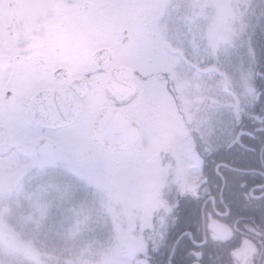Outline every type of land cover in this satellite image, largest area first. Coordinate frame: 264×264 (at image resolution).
I'll return each instance as SVG.
<instances>
[{
    "label": "rangeland",
    "instance_id": "1",
    "mask_svg": "<svg viewBox=\"0 0 264 264\" xmlns=\"http://www.w3.org/2000/svg\"><path fill=\"white\" fill-rule=\"evenodd\" d=\"M221 1L0 0V264H51L59 257L68 264H136L140 245L148 241L156 245L161 238L162 219L152 226L151 214L156 204L154 194L160 184L168 185L165 166L155 157L160 139L153 129V134L142 135L135 149L104 151L90 137L88 121L84 120L58 136V148L51 156L39 157L35 144L40 133L23 122L21 113L23 123L18 125L15 108L4 99V104L1 102L13 63L3 64L9 54L25 44L40 46L38 40L51 29L53 48L60 46L64 58L80 53L78 66L92 67L89 55L99 47L111 48L116 61L133 68L150 71L156 65L176 66L183 72L182 81L191 95L187 100L196 103L199 110L208 82L220 83L214 73L201 74L209 60L226 70L229 86L242 98L249 95L242 86L246 83L241 84L236 75L241 66L235 60L241 59L234 53L237 40L234 42L231 22L225 35L220 29L215 31ZM58 19H64L60 27L55 26ZM125 29L130 35L127 42H123ZM34 52L42 55L43 50L30 48L28 54ZM223 53L226 69L221 67ZM248 76L253 77L252 70ZM183 82L180 78V87ZM101 101L99 95L88 104L95 107ZM217 104L213 89L215 111ZM233 106L228 95V136L234 121ZM198 112L200 124L203 113ZM211 120L208 132L212 133L217 119ZM166 141L180 149L191 145L181 142L179 136ZM77 191L89 195L90 201L71 204L56 217L60 209L55 213L59 207L56 200Z\"/></svg>",
    "mask_w": 264,
    "mask_h": 264
},
{
    "label": "flooded vegetation",
    "instance_id": "2",
    "mask_svg": "<svg viewBox=\"0 0 264 264\" xmlns=\"http://www.w3.org/2000/svg\"><path fill=\"white\" fill-rule=\"evenodd\" d=\"M214 21L215 31L220 29L224 35L228 21L232 24L234 42L237 40L234 53H239L240 56L235 55L241 59L236 61V64L241 66L236 75L241 84L246 83L242 86L249 91V95L242 98L236 88L229 86L226 70L217 68L209 60L201 74L205 76L214 73L220 83L218 86L217 82H208L207 93L199 102V110L196 109V103L192 105L187 100L191 95L182 81L183 72L176 70V66L156 65L150 71L132 67L137 88L133 94L127 95L132 89V74L119 67H131L129 64L116 61L113 52L108 66L99 67L95 65L93 51L88 58L92 67L85 68L83 64L78 66L80 53H73L71 57L64 58L60 53V46L53 48L51 38L54 33L51 29H48L49 32L47 30L48 34L44 39L38 40L40 46H18V50L9 54L5 63L2 62L9 65L10 61H13L2 90V104L4 100L10 102L16 110L18 125L23 122L33 125L40 133L39 139L50 137L57 142V148L58 136L71 132L84 120L88 121L90 134L92 122L103 107H120L130 118L138 121L139 140L127 151L137 148L144 133L148 135L155 131L158 134L159 150L155 152V157L165 166L164 180L168 185L160 184L154 194L156 204L151 214V225L157 224L156 220L161 218L162 235L156 245L150 241L140 245L135 254L136 264H140L142 257L149 259L152 264H173L175 246L186 234L189 235L192 247L184 248L188 250L180 254L181 256L191 255L192 258L204 244L211 249V243H225L226 247L231 248L233 256V261L229 264H236V248L243 241H248L254 246V263L264 264V224L259 223L260 214L256 211L250 214L241 210L231 213L234 209L230 208L227 200L231 192L227 191V195L224 193L227 182H241V192L246 199L264 198V0H222ZM63 24L64 19H58L55 26L60 27ZM124 31L128 41L129 31ZM30 48L42 49L44 58L41 54H35L37 51L34 55L28 54ZM222 56L224 62L221 67L226 69V54L223 53ZM248 69L253 72L252 78L248 76ZM108 74L112 76V81H115L113 91L106 86ZM180 78L183 87H180ZM213 89L217 92L216 111L215 107L212 108ZM99 95L102 101L97 106L88 104L91 98ZM228 95L234 100V121L230 136L227 134ZM198 111L203 113V122L200 124L196 120L197 115L199 118ZM211 115L214 120L217 119L214 123L216 129L212 133L208 132L213 124ZM239 132L240 143L236 141L230 145ZM178 136L181 137V142L191 145L180 149L166 141ZM245 136L251 139L246 138L244 141ZM228 153L235 155V159L245 157L253 163L244 166L229 163ZM187 181L192 182V186L184 189ZM253 182L259 183L252 184ZM182 203H188L191 219L195 218L188 223L189 227L181 229L174 239L166 260L162 244L178 232V229L171 228L168 219L173 207L179 211L182 209ZM197 214L200 216L199 222H196ZM217 225L223 230L217 236H212L211 230ZM194 233L201 235V239H194ZM195 245L199 248H193ZM183 247L181 246V249ZM188 264L200 262L193 260Z\"/></svg>",
    "mask_w": 264,
    "mask_h": 264
},
{
    "label": "trees",
    "instance_id": "3",
    "mask_svg": "<svg viewBox=\"0 0 264 264\" xmlns=\"http://www.w3.org/2000/svg\"><path fill=\"white\" fill-rule=\"evenodd\" d=\"M244 127L251 128L248 125H244ZM246 138L251 139V137L245 136L243 140L245 141ZM228 162L237 164V165H243V166L247 165L250 162L253 163L252 161L248 160L245 157H240V158L235 159V155H231V153H228ZM256 183H259V182H253L252 184H256ZM240 184L241 182H237L234 184L227 182L225 186L226 189L224 193L227 195V191L231 192V195L229 193L227 197L230 208L234 209L233 211H231V213H238L241 210V211H247L248 213L251 214V212L256 211L260 214L259 223L261 225L264 224V198H259L256 200H252L251 198L246 199L245 195L241 192L242 188ZM248 186L245 189H247ZM89 199H90L89 195L84 194V192L82 191H77L76 193H74V195L65 197L63 198V200H56L59 203V207H55L56 208L54 210L55 213L58 210V208H60L58 212L56 213V217L59 218L63 212V209L64 208L67 209L66 208L67 206L71 204L80 205V203L86 204V201H90ZM181 208L182 209L178 211L175 207H173L170 213V217L168 219V223L169 225H171V228L178 229V232H176L174 235H171V237L168 238L167 240H164L162 244L164 259L166 260L171 252L174 239L179 235V232L181 231V229L189 227L188 223L195 218L194 217L191 219L190 213L188 212L189 211L188 203H182ZM199 217H200L199 214H197L196 222L200 221ZM193 238L200 240L201 235L194 233ZM181 246H184V247L181 249ZM186 247H189V248L192 247V242L188 234L181 237V239H179V241L177 242L175 249H174V254L172 255L173 264H188L192 262L193 260L199 261L200 264H229L233 261V256L231 254V248L226 247L225 243H221L218 245L211 243V249H208L207 244L206 246L204 244L201 247V250L199 251L197 250L195 257L193 256L192 258H191V255H183V256L180 255L183 252L188 250V249L184 250V248ZM193 248L198 249L199 247L195 245ZM50 263L51 264H68L62 259V257H59L56 260V262L50 261Z\"/></svg>",
    "mask_w": 264,
    "mask_h": 264
},
{
    "label": "water",
    "instance_id": "4",
    "mask_svg": "<svg viewBox=\"0 0 264 264\" xmlns=\"http://www.w3.org/2000/svg\"><path fill=\"white\" fill-rule=\"evenodd\" d=\"M126 37L123 38V41ZM94 61L99 67H106L110 63L113 57V51L108 47H102L95 51ZM125 68L128 72H131V85L132 89L129 94H133L137 88L136 80L133 69L130 67H119ZM86 79V77L84 78ZM76 81L73 84H75ZM115 81H112V76L108 74L106 79V86L113 91ZM83 87V86H82ZM86 89V86H84ZM89 87V85H88ZM83 89V88H82ZM91 137L93 140L100 144L102 149H130L134 146L135 142L139 137V123L138 121L130 118L120 107H103L99 110V113L92 123ZM239 141L240 143V132L236 138L231 141L230 145ZM56 148V143L49 137L40 139L36 144V152L40 156L50 155ZM192 186V182L187 181L183 188H189ZM14 187V183L9 185L11 191ZM7 207H4V211H7ZM211 227V224L209 225ZM212 229V228H211ZM214 230H211L212 236H217L222 232L223 229L213 226ZM254 246L248 241H243L241 245L236 248L235 256L238 262L236 264H255L252 257ZM140 264H152L147 258H140Z\"/></svg>",
    "mask_w": 264,
    "mask_h": 264
}]
</instances>
